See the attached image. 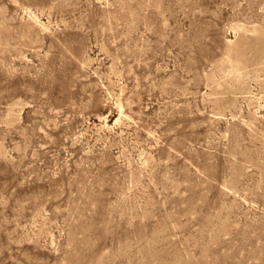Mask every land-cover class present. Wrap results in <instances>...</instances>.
I'll use <instances>...</instances> for the list:
<instances>
[{
    "label": "rangeland",
    "instance_id": "1",
    "mask_svg": "<svg viewBox=\"0 0 264 264\" xmlns=\"http://www.w3.org/2000/svg\"><path fill=\"white\" fill-rule=\"evenodd\" d=\"M263 142L264 0H0V264H264Z\"/></svg>",
    "mask_w": 264,
    "mask_h": 264
},
{
    "label": "bare ground",
    "instance_id": "2",
    "mask_svg": "<svg viewBox=\"0 0 264 264\" xmlns=\"http://www.w3.org/2000/svg\"><path fill=\"white\" fill-rule=\"evenodd\" d=\"M26 8V7H25ZM31 9V8H30ZM257 10V9H256ZM25 11V10H24ZM27 12V11H26ZM25 12V13H26ZM28 15L30 14V13H27ZM33 14H34V12H33ZM31 16H32V14H30ZM35 15H36V13H35ZM35 15H33V17L35 16ZM37 16V15H36ZM34 19V18H33ZM32 19V20H33ZM42 20V19H41ZM34 22H35V20H34ZM37 22H35V24H36ZM34 25V24H33ZM239 25H241V24H239ZM32 26V25H31ZM46 26V25H45ZM21 28V27H20ZM29 28V27H28ZM32 28V27H31ZM34 28V27H33ZM41 28V27H40ZM44 28V27H43ZM30 29V28H29ZM250 29V28H249ZM20 30V29H19ZM28 30V29H27ZM33 30V29H32ZM238 30V29H237ZM259 30V29H258ZM29 32V31H28ZM254 32H256L255 31V29H254ZM239 33V32H238ZM236 34H237V32H236ZM239 35V34H238ZM248 36V35H247ZM246 38V37H245ZM244 39V38H243ZM180 40V39H179ZM242 40V39H241ZM245 40V39H244ZM243 40V41H244ZM247 40V39H246ZM248 40H250V39H248ZM188 42V41H187ZM228 42H230V41H228ZM241 42V41H240ZM182 43V42H181ZM183 44V43H182ZM198 44V43H197ZM228 44V43H227ZM235 44V43H234ZM237 44H235V46H236ZM242 46V45H241ZM230 47V46H229ZM232 48V47H231ZM225 51H227V50H225ZM227 57V56H226ZM226 60H228V59H226ZM85 61V60H84ZM218 61V60H217ZM87 62V61H86ZM86 62H85V64H86ZM89 62V61H88ZM196 62V61H195ZM215 63V62H214ZM83 64V63H82ZM225 64V63H224ZM84 65V64H83ZM218 65V64H217ZM216 65V66H217ZM226 65V64H225ZM227 66V65H226ZM224 67V66H223ZM225 68V67H224ZM195 69V68H194ZM219 69V68H218ZM242 72V71H241ZM219 77V76H218ZM216 81V80H215ZM217 82V81H216ZM232 83V82H231ZM220 96V95H219ZM262 97V96H261ZM261 99V98H260ZM224 106V105H223ZM225 108V107H224ZM257 114V113H256ZM125 115V114H124ZM14 118H15V116H14ZM116 120V119H115ZM226 122V121H225ZM244 122V121H243ZM250 123H251V121H250ZM245 125H247V124H245ZM249 125V124H248ZM247 125V126H248ZM250 127V126H249ZM251 130V129H250ZM253 133V132H252ZM257 139V138H256ZM261 139V138H260ZM264 143V142H263ZM248 150V149H247ZM249 151V150H248ZM235 154V153H234ZM237 154V153H236ZM253 155V154H252ZM232 157H234V156H232ZM251 159H252V157H251ZM254 162V161H253ZM191 179V178H190ZM260 184V183H259ZM257 186V185H256ZM232 189H234L233 187H232ZM223 190V189H222ZM232 193V192H231ZM236 196V195H235ZM245 228V227H244ZM248 229V228H247ZM253 230V229H252ZM247 233V232H246ZM251 234V233H250ZM246 235V234H245ZM77 240V239H76ZM244 240L246 241V238H245V236H244ZM259 242V241H258ZM73 245V244H72ZM69 246V245H68ZM77 248V247H76ZM73 249V248H72ZM63 254V253H62ZM78 254V253H77ZM75 255V254H74ZM64 258V257H63ZM68 258V257H67ZM79 258V257H78ZM233 259V258H232ZM231 259V260H232ZM68 260V259H67ZM63 261V260H62ZM81 261V260H80ZM73 263V262H72ZM96 263V262H95ZM238 263V262H237ZM59 264V263H58Z\"/></svg>",
    "mask_w": 264,
    "mask_h": 264
}]
</instances>
